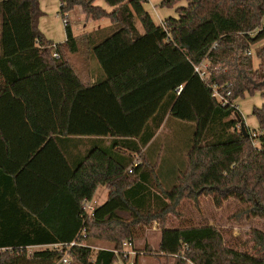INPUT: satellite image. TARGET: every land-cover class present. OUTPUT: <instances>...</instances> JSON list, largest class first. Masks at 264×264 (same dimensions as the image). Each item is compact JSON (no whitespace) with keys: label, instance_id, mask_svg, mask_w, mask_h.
I'll use <instances>...</instances> for the list:
<instances>
[{"label":"trees","instance_id":"trees-1","mask_svg":"<svg viewBox=\"0 0 264 264\" xmlns=\"http://www.w3.org/2000/svg\"><path fill=\"white\" fill-rule=\"evenodd\" d=\"M95 1L59 0L66 39L53 43L38 28L39 0H0V149L11 155L0 165L20 169L16 180L28 167L37 181L38 154L60 136L108 139L74 167L59 152V170L43 174L45 193L62 200L48 207L63 204L68 215L0 214V264H115L112 249L155 221L158 253H181L174 264H264L260 229L249 231L244 251L213 225L167 224L182 201L197 205L206 195L215 207L236 200L235 221L264 218V104L252 109L257 132L235 105L245 93L264 97V0H162L161 7L185 5L159 25L144 8L148 0H103L111 11ZM77 7L86 20L109 25L74 35L67 14ZM78 53L92 62L93 81L77 73L71 55ZM166 115L191 131L169 180L142 150ZM25 131L36 141L17 159L12 149ZM99 184L109 196L87 217L82 202ZM58 223L60 230L51 227ZM104 240L113 246L92 256L95 241Z\"/></svg>","mask_w":264,"mask_h":264},{"label":"crops","instance_id":"crops-1","mask_svg":"<svg viewBox=\"0 0 264 264\" xmlns=\"http://www.w3.org/2000/svg\"><path fill=\"white\" fill-rule=\"evenodd\" d=\"M161 1L162 0H158L154 2L155 5L154 4L152 5V9L147 7V3L149 2V0L147 3L144 4L145 10H147L154 23L157 25L162 24L163 21L168 17H177L176 6L185 5V1H181L179 4L175 5L174 7H161L159 5ZM95 4L101 6L107 11H111L113 9L112 7L107 6L103 0H96ZM59 8H60L59 0H39V9L42 11L43 14L39 17L38 28L43 33L45 38L47 40L52 41L53 43H64L66 39V34L64 29L65 23L63 22L62 18H61L62 20L59 19L60 16ZM72 11H76L77 20L83 21V28H85L82 32L76 34L70 22V14L68 13L67 22L71 25V29L74 35H81L109 25V20L106 19L108 21L107 24H104L103 26H99L93 29H89V24L90 23L92 24L93 20L85 19L81 7H77ZM102 20L103 19H101V21ZM60 31H62V33ZM75 66L77 73L82 79H87V80L90 79L93 81L91 77V71H94L95 68L92 66V62H88V60L85 57H82L80 60V66L77 64H75ZM255 93L256 94L253 95H249L245 93L243 98L237 99L235 101V105L243 116L245 126L248 127L250 130L257 132L259 128V124L257 118L252 114V109L253 107H259L262 104H264V97L259 91H256ZM169 118L170 117L166 115L164 121L162 122L160 127L156 130L151 141L148 143L146 147L142 149V150L147 149L148 155L146 157V161L148 160L150 164L153 163L155 166L157 164L156 167L158 170L160 169L161 175H163L168 180L171 179L174 176L175 172L177 171V167L180 164V155L182 158L184 154V147L181 148V150H179V164L178 161H176L177 151H174V148H171L170 150L168 149L169 156L168 158H166L167 160L165 159L162 162V159L159 158L160 156L159 150H157L155 146H152L153 142L157 137L156 135L158 134V132L160 133L162 127L165 125L167 121H170L169 122L170 127L173 128L178 135L186 136L185 143L187 142L189 136L191 135L190 128L186 127L184 124H181L180 122L169 120ZM35 141H36L35 136L32 135V133L30 132L26 133L25 131L20 136L19 139H16L15 146L12 149V153L14 152V156L15 155L18 156L16 157L17 159H20L19 157H21L22 159L24 154L32 149V147L35 144ZM55 142H56V146H50L46 153L45 150H43L40 154H38L37 161L35 163V168L37 170L36 174L41 173L42 178H39L37 181L31 180V176L33 173H31V171L28 170V167L26 170L22 169V174L16 180V177L18 176L16 172L17 173L20 172V169H17L14 172L12 170H8L5 166L0 165V214H3L4 216H8V217L10 216L15 217V215L20 217V215L23 214H26L27 217L28 216L33 217L36 214L47 215L51 217H56V216L61 217L69 214L67 208L61 207L63 204L57 207L56 206L52 208L48 207V204L50 202L60 203L62 200L59 194L57 196L55 194L53 196H50L45 193L46 188L50 189V184H44L43 174H46L47 168L50 167L52 168L51 172L53 174H55L56 168H58L59 170V163H60L59 162L60 156L58 155L59 152L63 153L69 164L72 167H74L77 166L79 162L82 160V158L85 155H87L91 150L108 147V139L105 138L102 139V141H99L98 138L96 137L60 136L55 140ZM125 152H126L125 150H122L121 154L125 155ZM172 152L174 154L175 160L171 158L170 153ZM56 154H57V162H56ZM133 155L135 161L137 159L139 160L136 154ZM10 156L11 155L8 154L6 150L0 149V160H4L7 162L9 161ZM109 193H110V189L106 184H99L96 186L91 198L87 200L89 201L91 206H93L91 202H97L96 199L99 201L98 204L101 205L107 200ZM21 201L24 203V205H20ZM15 203H18V205L21 206V210L16 209ZM93 208L95 209L96 207L93 206ZM51 227H57L58 229L61 226L58 223L55 225L52 224ZM57 229L53 228L50 231H55ZM100 242L102 243V241H97V243L95 241L93 247L94 248L97 247L98 249L101 248L98 247V243ZM171 259L174 261L173 257ZM135 264H137V256L135 258Z\"/></svg>","mask_w":264,"mask_h":264},{"label":"rangeland","instance_id":"rangeland-1","mask_svg":"<svg viewBox=\"0 0 264 264\" xmlns=\"http://www.w3.org/2000/svg\"><path fill=\"white\" fill-rule=\"evenodd\" d=\"M158 0H149L147 3V7L152 9V5L154 2ZM155 5V4H154ZM158 7V6H157ZM70 22L73 27V30L76 34L82 32L85 28H83V21H79L76 18V11H70ZM61 19V16H59ZM57 22V20H56ZM61 22V21H60ZM62 23V22H61ZM108 21L103 19L102 21H93V23L89 24V29H93L99 26H103L107 24ZM62 33V31H60ZM81 55L74 54L71 55V60L80 66ZM259 60L254 57L253 64L256 66ZM253 94H256L255 92ZM249 94V95H253ZM241 99V98H239ZM169 120L177 121V119L169 118ZM170 121H167L165 125L162 127L160 133L156 135V139L153 142L152 146H155L157 150H159L162 162L168 158L169 152L171 148H174V151H177L176 161H179V150L185 147V135H178L177 132L170 127ZM180 122V121H179ZM158 146V148H157ZM173 151V150H172ZM171 158H174L173 152L170 153ZM181 158V155H180ZM167 160V159H166ZM161 162V164H162ZM96 199V197H95ZM97 202H91V204L95 207L98 205ZM239 206V203L234 199L225 200L221 207H215L211 197L201 196L198 204H194L193 201L184 200L178 207L179 215L169 214L167 216V224L169 225H199V224H211L215 226L218 230L223 234V238L225 243L228 246H232L239 250L249 251L250 243H246V238L249 236V231L253 228L260 229L264 232V218H250L248 220L239 222L230 218V215L233 211ZM133 243L135 249L137 251V264H174L173 261L168 255H161L158 253V243L160 239V229L158 222L155 221L147 226L139 225L133 229ZM97 243V241H96ZM113 246V242L108 240L102 241V243H98V247L101 248H110ZM35 247H32L31 250H34ZM38 248V247H36ZM96 248H92V256L94 255Z\"/></svg>","mask_w":264,"mask_h":264},{"label":"built area","instance_id":"built-area-1","mask_svg":"<svg viewBox=\"0 0 264 264\" xmlns=\"http://www.w3.org/2000/svg\"><path fill=\"white\" fill-rule=\"evenodd\" d=\"M63 22L65 23L66 20H63ZM54 57H58V54L56 52L53 53ZM180 90V88L178 89ZM229 93H227L228 95ZM222 102L226 103V100H224L222 98ZM256 134H254L255 136ZM82 207L83 210L85 211V214L87 217L92 216L93 214V206L90 205L89 201L87 199H84L82 202ZM82 237L85 236V232L84 230L81 232ZM75 244H79L76 241H72L69 244H67L68 246H73ZM112 251L114 252V254L117 257V262L115 264H135V258L137 256V251L135 249L133 240L131 239H126L123 240L120 244V246L118 248H114L112 249ZM171 257L176 258V257H181V253L179 254H174ZM62 261L65 263L67 262L66 258H62ZM187 264H193L190 260L187 261Z\"/></svg>","mask_w":264,"mask_h":264},{"label":"water","instance_id":"water-1","mask_svg":"<svg viewBox=\"0 0 264 264\" xmlns=\"http://www.w3.org/2000/svg\"><path fill=\"white\" fill-rule=\"evenodd\" d=\"M240 130L243 132V134H246V129L244 125L240 126Z\"/></svg>","mask_w":264,"mask_h":264}]
</instances>
